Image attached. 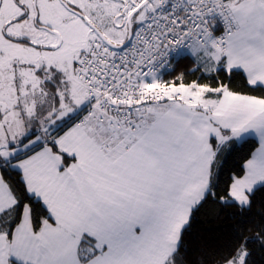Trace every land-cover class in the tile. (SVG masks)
Returning a JSON list of instances; mask_svg holds the SVG:
<instances>
[{
    "label": "snow or ice",
    "instance_id": "snow-or-ice-1",
    "mask_svg": "<svg viewBox=\"0 0 264 264\" xmlns=\"http://www.w3.org/2000/svg\"><path fill=\"white\" fill-rule=\"evenodd\" d=\"M257 192L264 0H0V264H254Z\"/></svg>",
    "mask_w": 264,
    "mask_h": 264
},
{
    "label": "trees",
    "instance_id": "trees-1",
    "mask_svg": "<svg viewBox=\"0 0 264 264\" xmlns=\"http://www.w3.org/2000/svg\"><path fill=\"white\" fill-rule=\"evenodd\" d=\"M180 70H184L183 65L180 66ZM233 87H243L242 79L237 78ZM246 150L245 148L238 151L228 159L225 164V179L227 173L234 170L235 165L240 161L243 152ZM233 211L234 209H221L212 202L201 208L193 221L191 234L185 242L188 259L193 264H200L201 261L212 264L213 254L228 245L234 234L233 226L236 224V220L231 218ZM261 211H264V192H257L253 214ZM256 218L258 219V216ZM255 247L257 250L253 257L254 264H264V251H261L258 246Z\"/></svg>",
    "mask_w": 264,
    "mask_h": 264
}]
</instances>
